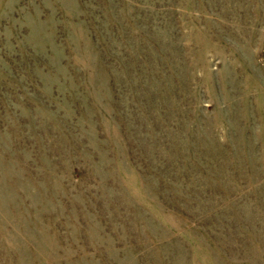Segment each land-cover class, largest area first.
Listing matches in <instances>:
<instances>
[{"label": "rangeland", "instance_id": "rangeland-1", "mask_svg": "<svg viewBox=\"0 0 264 264\" xmlns=\"http://www.w3.org/2000/svg\"><path fill=\"white\" fill-rule=\"evenodd\" d=\"M0 264H264V0H0Z\"/></svg>", "mask_w": 264, "mask_h": 264}]
</instances>
